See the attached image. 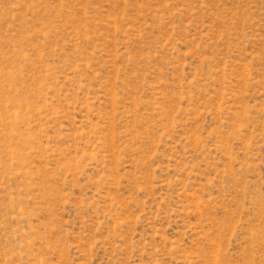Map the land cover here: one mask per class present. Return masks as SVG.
<instances>
[{"label":"rangeland","instance_id":"374dc122","mask_svg":"<svg viewBox=\"0 0 264 264\" xmlns=\"http://www.w3.org/2000/svg\"><path fill=\"white\" fill-rule=\"evenodd\" d=\"M0 264H264V0H0Z\"/></svg>","mask_w":264,"mask_h":264}]
</instances>
